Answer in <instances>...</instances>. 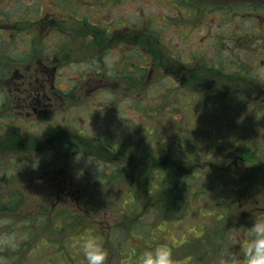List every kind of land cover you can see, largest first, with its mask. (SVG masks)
<instances>
[{"label":"flooded vegetation","instance_id":"flooded-vegetation-1","mask_svg":"<svg viewBox=\"0 0 264 264\" xmlns=\"http://www.w3.org/2000/svg\"><path fill=\"white\" fill-rule=\"evenodd\" d=\"M4 2L8 6L0 11V22L7 19L4 26L0 24V66L4 69L0 74V170H8L7 162L16 158L19 171L6 179L0 195L9 202L15 199L18 207L27 201L30 220L35 214L43 219L48 207L71 212L64 207L69 204L77 210L71 217L78 219L88 186L114 184L93 180L94 175L83 171L70 172L65 178L61 171L65 166H57V162L69 150L73 155L84 151L86 157L103 163L107 175L113 172V179L121 177L125 168L120 170L106 159L112 152L107 146L126 148L115 158L118 162L145 158L137 141L111 143L84 135L81 125L85 120L78 114V110L86 111L95 119L102 115L100 108L108 116L110 110L116 115L120 98L133 92L134 107L141 106L136 98H140L141 84L152 87L155 82L160 88L155 106L146 114L152 116L150 129L173 128L181 132L172 135L175 146L194 147L196 144L190 145L194 141L218 153L217 162L205 160L199 165L202 155L197 154L186 167L181 164L185 150L174 156H155L157 150H163L156 145L148 158L155 169L172 165L176 169L169 176L179 177L182 172L194 174V169L203 173L208 168L219 170L216 163L220 162L237 169L249 163L244 168L250 173L241 174L249 181L252 175L256 177L255 171L264 169V154L256 153V146L264 152V0H0V5ZM157 4H165L169 10L162 12L159 6L152 11ZM161 32L172 37L164 40ZM15 36L32 40L40 48L32 45L30 53L22 47L16 49L10 43ZM52 38L58 39L46 44ZM68 48L81 49L87 59L72 60ZM50 49H54L52 56ZM72 61L86 62L92 71L60 74L59 69ZM38 129L41 135H36ZM212 131H219L221 138ZM196 134H203L204 141H197ZM225 144L231 149L221 153L215 148ZM47 146L51 147L48 156ZM35 160L38 167L33 166ZM25 164L30 165L26 168ZM15 182L21 187L15 188ZM261 195L264 202V192ZM259 209L264 210V205ZM43 232L41 227L33 235L42 240Z\"/></svg>","mask_w":264,"mask_h":264},{"label":"rangeland","instance_id":"rangeland-1","mask_svg":"<svg viewBox=\"0 0 264 264\" xmlns=\"http://www.w3.org/2000/svg\"><path fill=\"white\" fill-rule=\"evenodd\" d=\"M14 5H17L16 2ZM7 6L6 2L2 3L0 11ZM159 6L162 12L169 10L164 7L165 4H157L151 8L152 11H158ZM14 9L19 11L21 7H15ZM81 9H86V7L81 6ZM261 12L264 13V11ZM17 16L19 17L20 14H17ZM14 18H16L15 15ZM30 20H33V18ZM5 21H7L6 18L1 20V26H4ZM21 21V18L17 19L18 27H21ZM154 22L152 25L155 31ZM161 34L164 40L172 37V34L167 35L170 33L161 32ZM16 37L12 40L8 38V40H11L10 43H14L16 49L22 47L21 49L28 50L30 53L34 41H24V38L17 39L18 37ZM57 39L52 38L46 44H52ZM33 46L34 48H40L37 43ZM47 48L51 47L48 46ZM74 48L76 47L73 46ZM53 50L48 51L51 56ZM67 51L71 53L72 48H68ZM70 58L82 61L87 59L81 49L72 51ZM261 58L264 59V54L261 55ZM49 59L52 64L54 60L51 57ZM1 61L5 62L4 58H1ZM82 61L81 63L72 61L59 69V73L68 76L88 74L89 71H92V68ZM3 71V67L0 66V74ZM161 85L164 87L167 84L161 83ZM141 86L143 88L140 90V98L136 97L137 100L141 101V106L134 107L133 92L127 94L125 98H120V108L116 115H113V111L110 110L111 113L108 116L105 110L100 108L98 112H102V115L95 116V119L94 116L88 115L86 111L82 113L78 110V114L81 116L80 118L85 120V123L81 125L82 128H85L84 135L92 134L103 141L111 143L113 141H124L127 144H132L137 141L140 145V151L145 154V158L142 156L136 158L135 163L118 162V159L115 160V158L122 156L120 153L123 154L126 148L120 146L109 147L104 143V146L112 151L106 159H111L113 164L120 170L125 168L121 177L113 179V176H110L113 172L107 175L105 171L107 167L103 163H98L91 157L88 160L84 151L73 155V150H69V154H66L65 157L61 156L62 158L57 162L58 165L56 164L60 167L65 166L64 169L61 168L65 178L70 172L75 175V172L83 171L94 175L93 180L100 179L104 183L114 181V184H106V187L102 184L92 185L94 186L93 190H91L92 186H88L87 194L83 196V201L79 205L82 207L78 211L80 216L74 222L70 220V216L76 214L77 210H75V205L70 204L64 207L71 208L72 211L61 212L66 214V217L63 218L61 214L58 221L53 216L56 210L60 211L57 208L52 214L46 212L43 219L38 218V215L35 214L34 219L30 220L28 218L29 211L25 210L27 201H25L24 206L17 207L14 213L0 211V261H5L6 264H86L80 242L82 235L86 233H93L101 239L109 251L108 264H134L132 261L126 260V252L130 244L133 243H137L141 250L156 243H167L172 247L176 246V249L173 248L175 257L182 261V264H188L184 260L183 250L178 246V243L183 240L193 242L186 247L187 250L197 251L195 260H192L189 264H220L221 252L226 248H230L232 252L237 254V260L243 259L242 252L246 242V228L254 224L255 218L264 217V210L259 209L264 205L261 195L264 192V169L255 171L257 172L256 177L252 175L249 181L247 178H242L241 175L250 173L244 168L249 163H244L237 169L235 166L229 168L226 162H220L216 164L220 166L219 170L223 172L208 168L203 173L199 169H194V174L186 176L182 172L179 177L169 176L176 169L172 165L159 170L148 167L149 152L151 153L154 147L156 150V145L163 150H157L155 156L159 154L174 156V152L175 154H182L180 150L183 152L185 150L183 154L185 157L184 162L181 164L186 167L190 165L192 157H196L197 154L202 155L198 159L197 164L199 165H202L205 160L217 162L215 155L218 153L213 150V147H206L204 143L194 141L190 142V145L196 144L194 147L175 146V144H172V135H180L181 132L175 131L173 128H164L161 125L159 131L150 129L149 124L153 122L151 120L152 116L146 114H148L150 106H155L160 88L155 86V82L152 87H150V84L147 86L141 84ZM122 102L125 103L122 104ZM165 103L167 102L165 101ZM113 110L115 111V109ZM88 122L89 125H86ZM212 132L218 138H221L219 131ZM41 134V130L38 129L36 135ZM196 135L200 137L195 136L197 141L204 139L201 138L203 134ZM191 136L190 138L193 139L194 137ZM225 139L229 140V138ZM215 148L220 149L221 153L231 149L227 144ZM207 149L208 152H206ZM48 150H51V147H45V151ZM112 153H116V155ZM256 153L261 156L264 154L263 149L258 146H256ZM205 154L206 156H203ZM15 161L19 160L10 158L7 162L9 163L8 170H0V187L7 184L6 179L10 177L12 172L19 171L16 168ZM93 161L96 162L97 167L92 163ZM29 165L25 164L24 166L28 168ZM133 165L136 167L134 168ZM33 166L36 167L37 164L33 163ZM160 176L167 178L160 179ZM167 179L171 183L175 182L174 184L180 181V189L184 186L187 188L185 191L182 190V195H185L184 201L182 200L184 207L173 216L170 215L172 220L168 224L161 223V226L158 227L161 218L167 216L158 213L156 207H146L145 203L154 199L155 192L160 189L162 182ZM65 180L62 179V181ZM66 181L68 183V180ZM13 184L17 189L21 187L17 182ZM244 192L246 193L244 194ZM252 198L254 203H251ZM5 203H7V200H5ZM7 207L11 208V205ZM218 214H221L223 219ZM155 225L157 226L156 229ZM41 227H44L42 233L44 239L42 240L33 235H38ZM148 234L153 235L151 239L154 241L150 240ZM136 236L140 238V241H138L139 239H136L135 242L132 241L135 240ZM228 264H233V262L229 260Z\"/></svg>","mask_w":264,"mask_h":264},{"label":"clouds","instance_id":"clouds-1","mask_svg":"<svg viewBox=\"0 0 264 264\" xmlns=\"http://www.w3.org/2000/svg\"><path fill=\"white\" fill-rule=\"evenodd\" d=\"M37 159L40 163V159ZM92 163L96 166L95 161ZM34 164H37V160ZM80 242L86 264H108L109 251L97 235L86 233L82 235ZM242 254L243 259L237 260V254L226 248L221 252L220 264H228L229 260L233 264H264V217L255 218L254 224L246 228V242ZM133 255L134 264H182V261L175 257L173 247L167 243L150 245L138 255ZM0 264L6 262L0 261Z\"/></svg>","mask_w":264,"mask_h":264},{"label":"trees","instance_id":"trees-1","mask_svg":"<svg viewBox=\"0 0 264 264\" xmlns=\"http://www.w3.org/2000/svg\"><path fill=\"white\" fill-rule=\"evenodd\" d=\"M148 167H152L151 164H148ZM121 176V175H120ZM160 179H166L165 176H160ZM168 180V179H167ZM164 180L162 184L160 185V189L155 192V197L152 200H148L145 205L148 208H152V203H155V207L158 211L162 214V216H167L166 218H161L160 223L158 224V227L161 226V223L168 224L170 220H172L171 216L173 214L178 213L181 211V209L184 207V204H182V200L184 201L185 195H182V189L179 188V184H174L175 182L171 183L170 180ZM156 198V199H155ZM18 203H16V206L14 208H17ZM2 209H6L5 207ZM8 209V208H7ZM171 215V216H170ZM56 217H59L57 215ZM77 219L73 220L76 221ZM157 226L155 225V229ZM193 242L188 240H183L182 242L178 243V246H180V249L183 250L184 254V260H186L189 263H191L192 260H195L196 258V250H187L186 247L191 245ZM176 249V246L173 247ZM134 248H131V244L129 249L127 250V261H132L134 263Z\"/></svg>","mask_w":264,"mask_h":264}]
</instances>
